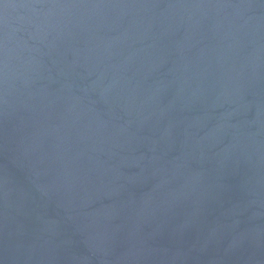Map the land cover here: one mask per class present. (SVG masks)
Returning <instances> with one entry per match:
<instances>
[{
  "label": "water",
  "instance_id": "95a60500",
  "mask_svg": "<svg viewBox=\"0 0 264 264\" xmlns=\"http://www.w3.org/2000/svg\"><path fill=\"white\" fill-rule=\"evenodd\" d=\"M0 264H264V0H0Z\"/></svg>",
  "mask_w": 264,
  "mask_h": 264
}]
</instances>
